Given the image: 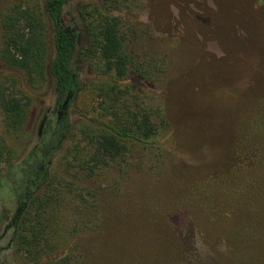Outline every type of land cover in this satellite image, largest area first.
<instances>
[{
	"label": "rangeland",
	"instance_id": "374dc122",
	"mask_svg": "<svg viewBox=\"0 0 264 264\" xmlns=\"http://www.w3.org/2000/svg\"><path fill=\"white\" fill-rule=\"evenodd\" d=\"M18 1L0 0V49L2 14ZM98 12L121 18L130 68L147 76L123 85L109 110L86 28ZM71 21L81 34L80 113L109 121L112 111L147 109L159 141L128 142L124 156L92 168L97 126L75 115L52 183L18 231L8 224L24 191L0 175V262L264 264V0H69ZM7 73L0 61V81ZM32 93L24 131H8L0 107V144L13 164L40 135L52 78Z\"/></svg>",
	"mask_w": 264,
	"mask_h": 264
},
{
	"label": "trees",
	"instance_id": "16d2710c",
	"mask_svg": "<svg viewBox=\"0 0 264 264\" xmlns=\"http://www.w3.org/2000/svg\"><path fill=\"white\" fill-rule=\"evenodd\" d=\"M68 2L20 0L7 6L1 17L0 61L9 70L0 81V107L6 129L12 133L25 130L34 106L32 92L48 76L53 80L54 93V101L42 122L40 135L24 159L18 164L6 161L7 150L0 144V167L3 162L6 165L1 169V178L11 180L15 187L24 191L8 224L16 231L20 229L27 209L52 183L54 157L67 141L75 115L97 126L91 137L94 147L90 157L94 162L92 168L124 156L128 142L154 145L159 141L158 127L147 109L121 114L112 111L113 118L109 121L80 113L78 101L83 84L75 58L81 34L76 22L65 23ZM47 21L53 26L52 54ZM96 21L97 24L88 23L86 27L90 35L89 45L97 51L101 65L102 103L107 104L106 110L115 109L123 85L128 91L147 76L136 68H130L132 62L125 51L121 18L98 12ZM258 182L263 181L255 180L251 185H259ZM245 183L238 191L246 189ZM251 185L248 184L253 187Z\"/></svg>",
	"mask_w": 264,
	"mask_h": 264
}]
</instances>
